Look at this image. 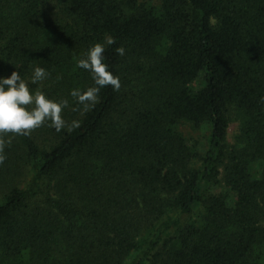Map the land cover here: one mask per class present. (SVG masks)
<instances>
[{
	"label": "trees",
	"instance_id": "16d2710c",
	"mask_svg": "<svg viewBox=\"0 0 264 264\" xmlns=\"http://www.w3.org/2000/svg\"><path fill=\"white\" fill-rule=\"evenodd\" d=\"M151 1L0 0V76L46 68L31 87L68 102L5 137L0 264H264V0ZM106 35L120 88L84 111Z\"/></svg>",
	"mask_w": 264,
	"mask_h": 264
},
{
	"label": "clouds",
	"instance_id": "9594fccd",
	"mask_svg": "<svg viewBox=\"0 0 264 264\" xmlns=\"http://www.w3.org/2000/svg\"><path fill=\"white\" fill-rule=\"evenodd\" d=\"M113 43L115 38L106 35L102 43L91 45L86 55L77 60L76 67L91 73L94 81L93 86L85 90L73 89L70 92L84 111L90 110L99 101L102 88L111 86L114 91L120 88L119 76L113 74L104 57L106 46ZM116 51L121 56L125 52L123 47H118ZM49 75L46 68L36 66L27 81L17 70L8 76H0V164L5 160V145L10 143V140L5 139L8 134L27 136L45 122L57 132L65 128L66 121L62 113L68 106L67 100L51 99L43 91H34L31 87L46 80ZM71 127H79V121H73Z\"/></svg>",
	"mask_w": 264,
	"mask_h": 264
},
{
	"label": "rangeland",
	"instance_id": "374dc122",
	"mask_svg": "<svg viewBox=\"0 0 264 264\" xmlns=\"http://www.w3.org/2000/svg\"><path fill=\"white\" fill-rule=\"evenodd\" d=\"M147 2L148 0H140V2ZM151 3H156L152 0ZM198 87V83L195 84ZM209 128L207 126H202L201 128H194V126L189 123L183 122L179 125L180 132L189 140L190 142L197 143L200 149L204 151L207 148ZM239 131V122L233 117V121L229 126L227 133V141L229 144H234L236 136Z\"/></svg>",
	"mask_w": 264,
	"mask_h": 264
}]
</instances>
